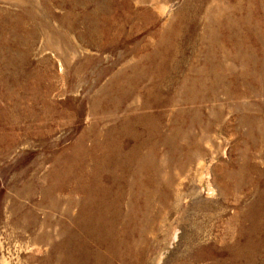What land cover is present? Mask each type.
Wrapping results in <instances>:
<instances>
[{"label": "rangeland", "instance_id": "374dc122", "mask_svg": "<svg viewBox=\"0 0 264 264\" xmlns=\"http://www.w3.org/2000/svg\"><path fill=\"white\" fill-rule=\"evenodd\" d=\"M0 264H264V0H0Z\"/></svg>", "mask_w": 264, "mask_h": 264}]
</instances>
